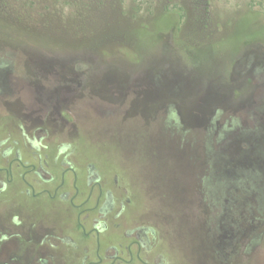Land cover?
<instances>
[{
	"label": "rangeland",
	"instance_id": "obj_1",
	"mask_svg": "<svg viewBox=\"0 0 264 264\" xmlns=\"http://www.w3.org/2000/svg\"><path fill=\"white\" fill-rule=\"evenodd\" d=\"M0 47L14 74L39 70L50 80L39 84L58 86L55 138L66 135L72 158L94 164L108 187L116 178L127 188V218L165 228L158 248L172 264H213L198 256L216 237L206 223L217 222L189 208L196 186L182 178V157L187 139L201 134L205 150L260 104L248 94L264 76V0H0ZM202 103L197 132L189 117ZM8 132L19 135L3 116ZM12 208L59 228L69 221L59 204L8 191L0 211ZM232 264H264V243Z\"/></svg>",
	"mask_w": 264,
	"mask_h": 264
},
{
	"label": "flooded vegetation",
	"instance_id": "obj_2",
	"mask_svg": "<svg viewBox=\"0 0 264 264\" xmlns=\"http://www.w3.org/2000/svg\"><path fill=\"white\" fill-rule=\"evenodd\" d=\"M0 57V118L12 116L19 132L16 139L9 132L0 136V203L13 191L31 204L40 199L59 204L69 219L59 228L24 217L17 208L0 211V264H172L158 248L165 228L127 218V188L116 178L108 187L94 164L80 165L72 158L74 148L66 135L55 138L58 86L39 84L50 81L39 70L14 74L9 56ZM262 80L253 78L249 86L250 105L260 103L258 107L213 134L212 147L203 149L201 134L185 140L190 151L184 153L180 171L196 186L189 208H201L206 222H217L216 228L206 223L216 237L207 238L211 248L198 256L213 264H232L239 256L249 260L264 243V76ZM202 107H197L198 116L189 117L197 132L204 123ZM148 108H156L155 102L148 101ZM212 123L218 126V119Z\"/></svg>",
	"mask_w": 264,
	"mask_h": 264
},
{
	"label": "trees",
	"instance_id": "obj_3",
	"mask_svg": "<svg viewBox=\"0 0 264 264\" xmlns=\"http://www.w3.org/2000/svg\"><path fill=\"white\" fill-rule=\"evenodd\" d=\"M256 16V15H255Z\"/></svg>",
	"mask_w": 264,
	"mask_h": 264
}]
</instances>
